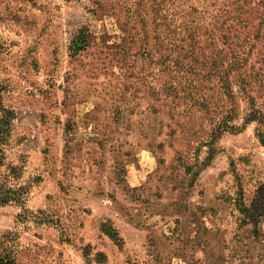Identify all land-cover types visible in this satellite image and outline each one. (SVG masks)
<instances>
[{"label": "rangeland", "instance_id": "374dc122", "mask_svg": "<svg viewBox=\"0 0 264 264\" xmlns=\"http://www.w3.org/2000/svg\"><path fill=\"white\" fill-rule=\"evenodd\" d=\"M259 1L0 0L7 156L23 157L28 185L23 203L0 207V254L264 264ZM225 4L249 11L244 48L221 44L212 16ZM192 34L198 51H171Z\"/></svg>", "mask_w": 264, "mask_h": 264}, {"label": "trees", "instance_id": "16d2710c", "mask_svg": "<svg viewBox=\"0 0 264 264\" xmlns=\"http://www.w3.org/2000/svg\"><path fill=\"white\" fill-rule=\"evenodd\" d=\"M261 3V5H260ZM257 10V19L259 20L258 26L260 29L264 26V0H261L257 3L254 8ZM248 10H241L239 7H233L232 4H225L221 9H218L217 13L212 16V19L218 24L216 29L222 34L221 44L223 47L228 49H233V47L244 48L240 39V33H243V28L240 25L244 24L247 21L246 17L243 15L248 14ZM162 13V12H161ZM178 19V11L172 13V21L175 22ZM173 32L176 33L178 26H173ZM194 33V31H192ZM186 36V35H185ZM193 41L189 44L188 49H184L186 40L176 39L172 42L171 51H198L199 46L195 40V34L191 35ZM248 36H245L244 40H247ZM232 39L230 45L229 41ZM229 43V44H228ZM72 51V49H71ZM180 90V83H175L172 87V92L174 95H177L178 90ZM15 119V113L12 109L4 107L0 103V207L6 206L9 204L23 203L28 193V185L20 183L23 173V167L21 165L23 157H20V162L15 163V161H9L7 156V150L11 144V132H12V121ZM230 130V127H227L224 124L216 126V131L218 133L225 132ZM18 160V161H19ZM0 264H16L15 260L8 253L0 254Z\"/></svg>", "mask_w": 264, "mask_h": 264}]
</instances>
